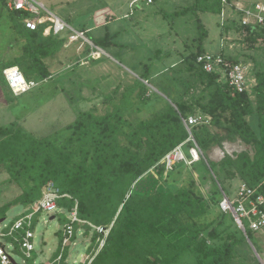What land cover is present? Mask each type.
Listing matches in <instances>:
<instances>
[{
  "label": "trees",
  "instance_id": "trees-1",
  "mask_svg": "<svg viewBox=\"0 0 264 264\" xmlns=\"http://www.w3.org/2000/svg\"><path fill=\"white\" fill-rule=\"evenodd\" d=\"M221 7L220 0H194L189 8L220 13ZM8 11L16 18L10 25L17 35L13 39L21 40L19 55L0 59V83L11 95L2 70L18 66L28 80L33 76L47 79L51 73L45 59L59 51L65 38L52 32L44 34L46 22L35 29L26 27L23 19L32 17L29 12L9 8ZM230 23L229 20L225 26L230 27ZM234 25L240 28L236 22ZM261 28L242 27L250 46L255 44ZM199 29L205 30L201 23ZM106 38L94 44L102 48ZM200 51L199 48L189 56L196 62ZM88 56L92 61L99 59ZM233 62L229 60L227 67ZM185 67L192 76L190 84L193 78H199L200 94L187 100L179 95L176 101H171L174 106L165 100L146 118L126 117L128 111L140 110L141 105L147 104L146 87L138 89L134 83L105 113L79 112L67 125L70 134L65 137H34L25 132L19 134L12 127H0V161H4L9 179L22 189L8 205H32L42 196L48 182L58 187L60 193H68L70 198L57 200L61 210H70L76 199L79 218L103 227L111 225L93 264H230L233 248L245 235L231 212L222 210L219 203L222 191L228 197L231 194L225 181L236 177L250 187H257L253 197L264 193V69L254 73V108L248 92L235 91L227 80L221 82L217 71L205 72L192 60ZM186 88L184 93L188 94ZM196 108L209 117L208 123L189 127L202 156L206 157L204 150L212 145L221 146L223 141L236 138L253 148L252 155L248 150L233 155L224 153L217 162L206 157L215 187L208 196L192 177L180 186L167 185L172 170L182 161H176L164 174L166 167L162 160L180 143L190 157L188 150L194 143L188 139L183 119L194 116ZM254 110L258 131L246 119ZM213 125L226 132L210 129ZM215 205L216 214L210 217L215 213ZM260 208L264 211V203ZM244 225L250 238L254 232L245 220ZM78 228L76 224L73 238ZM82 228L85 234L92 232L91 245L96 246L99 233L86 223ZM57 234L60 242L62 228ZM66 249L60 264L65 263ZM56 254L57 250L53 255Z\"/></svg>",
  "mask_w": 264,
  "mask_h": 264
},
{
  "label": "rangeland",
  "instance_id": "rangeland-1",
  "mask_svg": "<svg viewBox=\"0 0 264 264\" xmlns=\"http://www.w3.org/2000/svg\"><path fill=\"white\" fill-rule=\"evenodd\" d=\"M9 1L5 0L4 3L0 0V59L5 60L21 53V40L14 41L13 38L17 35L10 27L16 18L14 13L8 11L6 3ZM35 1L42 3L61 19H68L72 25L67 23L70 27L82 29L87 39L78 37L69 42L70 31L66 29L60 32L58 35L66 39L64 45L45 59L51 76L45 80L30 77L37 85L26 93L18 96L12 94L14 97H11L0 83L2 128L12 127L19 134L25 132L34 137H65L70 134L67 125L75 120L79 112L92 110L96 114L105 113L112 108L113 103L119 101L122 92L134 83L138 85V89L143 85L146 87L145 94L148 97L145 102L149 105L143 104L140 110L128 111L126 117L131 120L146 118L165 100L176 101L179 95H184L182 100H187L191 95L200 94L202 85L199 78H193L194 82L190 84L192 76L185 67L187 61L196 63L195 58L189 54H195L199 48L200 52H221L219 54L225 68L229 60L235 62L228 66L235 63L242 65L245 69L247 92L255 108L252 90L255 71L264 69V25L260 34L255 36V44L250 46L249 41L245 40L246 32L242 27L222 25V18L217 11H195L189 8L194 0ZM241 1L245 5L248 1L264 3V0ZM183 9L187 10L182 12ZM40 10L42 14L48 15L44 9ZM97 10H101L103 15L107 14L110 20L108 25H95L91 17ZM227 22L226 20L225 23ZM234 22H237L236 16L233 17ZM199 23L203 25L204 31L199 29ZM106 36L102 48H96L94 42H99ZM88 55L99 59L92 61ZM213 69L218 72L221 82L226 80L225 69L221 65L214 64ZM185 88L188 94L184 93ZM194 114L196 117H205L198 108ZM246 119L258 131L256 111ZM242 150L253 154L250 145L236 138L223 141L221 146L212 145L204 150V154L209 160L217 162L224 153L233 155ZM188 151L191 152L190 148ZM206 157L202 156V152H198L197 159L185 154V161L182 160V164L172 170L166 184L171 187L180 186L182 181L192 177L208 196L215 187L209 176L211 172L208 170ZM168 170L170 169L165 168L164 174ZM241 183L244 182L237 177L225 181L232 199ZM21 191L9 179L4 161H0V218L4 217L0 223V232L6 233L14 220L33 210L32 205H8ZM213 209L215 213L210 217L216 214V205ZM66 215L65 208L33 214L34 251L30 258L20 252L19 243L11 235L0 237V243L6 246V250L18 264L49 262L57 250V230L63 227ZM51 216L54 218L50 219ZM224 221L228 224V217ZM82 225L76 232L74 242L66 249L68 254L64 264H80L88 255L99 251L98 236L97 245H91L92 232L85 234ZM23 232L21 229L15 231L14 235L20 238ZM230 264H264V226L257 229L250 238L245 236L233 248Z\"/></svg>",
  "mask_w": 264,
  "mask_h": 264
},
{
  "label": "built area",
  "instance_id": "built-area-1",
  "mask_svg": "<svg viewBox=\"0 0 264 264\" xmlns=\"http://www.w3.org/2000/svg\"><path fill=\"white\" fill-rule=\"evenodd\" d=\"M150 2L151 0H147ZM221 10L220 17L222 18L223 24L225 25L226 20H230V26L233 25V17L236 16V24L239 27L249 26L251 29L261 27L264 25V3L252 2L247 5L232 0H220ZM7 7L11 10H20L31 13L32 17H25L23 23L30 29H35L40 23L48 22L44 27L43 33L48 34L50 32L59 34L60 32L68 29L69 42H72L78 37L87 39L83 31H79L70 27L63 19L49 11L42 3L35 0H10L7 3ZM40 8L44 9L48 15L42 14ZM96 48H98L95 45ZM221 53V52H219ZM217 53L202 52L197 54L196 63L205 72L213 71V65H221L225 69L226 80L229 85L237 92L247 91L245 85V69L242 65L235 63L225 68V63L221 55ZM4 78L7 82L9 89L12 94L18 96L22 93L29 91L31 88L37 85L34 80H28L24 77L18 66L6 67L2 70ZM209 117L205 116L196 117L189 115L187 119H183V123L188 130L189 138L194 143V147L190 148V155L193 156V152L201 153L199 146L196 144L195 139L192 137L190 132V126L208 123ZM183 143L178 144L170 152L165 154L163 161L165 167L171 169L176 161H185V153H183ZM264 183V182H263ZM257 191V187H250L245 183H241L236 191L235 198L228 197L224 191H222V198L220 200V207L222 210H229L234 212V221L237 225L242 227L246 233L244 220L247 222V227L255 232L264 226V211L260 208V204L264 203V193H258L255 197L253 195ZM61 197L70 198L68 193H60L58 187L52 182H48L43 190L42 196L32 204L33 210L28 212L24 217H20L13 221L9 230L6 233L0 232V237L11 235L13 240L19 243L20 252L27 258H30L32 251H34V231L32 229V216L34 213L40 211H59L60 208L57 206V200ZM77 200L74 199V204L70 210L67 211V221L62 227V237L57 246V254L50 257L49 262L44 264H60L63 258V253L71 243L74 242V226L88 224L90 227L95 229L98 233V241L100 243L99 249L104 244L105 238L109 232L110 226L103 227L100 225H94L89 221L83 220L77 215ZM232 214V213H231ZM23 229V234L20 238L14 235L15 231ZM79 229V228H78ZM241 229V228H240ZM98 251H95L91 255H88L86 259L80 264H93V259ZM66 260V259H65ZM0 263L1 264H18L11 257L6 250L5 245L0 243Z\"/></svg>",
  "mask_w": 264,
  "mask_h": 264
},
{
  "label": "crops",
  "instance_id": "crops-1",
  "mask_svg": "<svg viewBox=\"0 0 264 264\" xmlns=\"http://www.w3.org/2000/svg\"><path fill=\"white\" fill-rule=\"evenodd\" d=\"M134 1V0H133ZM232 1H241V0H232ZM242 3H245V2H243V1H241ZM130 3H132V1L130 2ZM247 3H252V2H247ZM11 10V9H10ZM105 11V10H104ZM109 15H111V13H108ZM107 15V14H106ZM106 15H103V12L101 11V10H97L96 12H94L93 13V15H92V20L94 21V23H95V25H108L109 24V22H110V20H108V16H106ZM58 17H60V16H58ZM65 20V22L66 23H69L70 24V22L68 21V19H64ZM48 24V22H46V25ZM45 25V26H46ZM71 25V24H70ZM72 26V25H71ZM75 29V28H74ZM79 31H83L82 29H78ZM60 37H63V38H65L64 36H60ZM66 40V39H65ZM65 40H64V42H65ZM73 42V41H72ZM63 45H64V43H63ZM11 93V92H10ZM26 93V92H25ZM23 94V93H22ZM9 96H11V97H14L13 95H12V93H11V95H9Z\"/></svg>",
  "mask_w": 264,
  "mask_h": 264
},
{
  "label": "water",
  "instance_id": "water-1",
  "mask_svg": "<svg viewBox=\"0 0 264 264\" xmlns=\"http://www.w3.org/2000/svg\"><path fill=\"white\" fill-rule=\"evenodd\" d=\"M98 47V46H97ZM173 106H174V104L171 102V101H169ZM209 128L210 129H213L214 131H224V132H226V129H220V128H218L217 126H209ZM232 213V216H233V218H234V212L232 211L231 212ZM52 218H54V216H51L50 217V219H52ZM4 220V218H0V223L2 222ZM238 227L239 228H241V230H242V232L244 233V235L247 237V235H246V233H245V231H244V229L242 228V227H240L239 225H238ZM256 255H257V253H256ZM258 257V256H257ZM259 258V257H258ZM260 259V258H259Z\"/></svg>",
  "mask_w": 264,
  "mask_h": 264
},
{
  "label": "bare ground",
  "instance_id": "bare-ground-1",
  "mask_svg": "<svg viewBox=\"0 0 264 264\" xmlns=\"http://www.w3.org/2000/svg\"><path fill=\"white\" fill-rule=\"evenodd\" d=\"M194 159H197L198 158V155L196 154V152H193V156H192Z\"/></svg>",
  "mask_w": 264,
  "mask_h": 264
}]
</instances>
